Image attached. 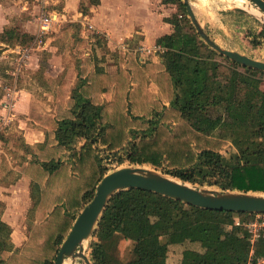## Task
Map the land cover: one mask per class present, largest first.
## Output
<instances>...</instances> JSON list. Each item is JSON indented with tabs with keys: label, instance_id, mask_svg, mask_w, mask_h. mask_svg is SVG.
Masks as SVG:
<instances>
[{
	"label": "trees",
	"instance_id": "obj_1",
	"mask_svg": "<svg viewBox=\"0 0 264 264\" xmlns=\"http://www.w3.org/2000/svg\"><path fill=\"white\" fill-rule=\"evenodd\" d=\"M162 2L183 11L169 18L174 32L158 40L166 48L164 72L133 61L129 70L116 75H91L90 84L82 82L72 92L66 107L50 121L53 130L44 147L33 152L29 164V176L42 186L39 208L49 211L48 218L31 230L22 250L12 254L9 228L0 220V264H53L76 215L106 173L99 150L124 154L130 164L163 169L186 182L264 192V72L231 61L206 45L182 15L181 0ZM242 29L250 47L256 48L264 27L246 20ZM32 38L13 27L0 32L6 41ZM148 80L157 85L158 95L146 89ZM112 87L113 100L97 103L95 97ZM242 137L249 146L229 156L221 153L228 142L235 144ZM66 149L71 150L64 163L61 155ZM251 215L202 209L142 189L121 190L109 199L92 233L90 260L113 264L115 249L106 245L120 236L131 243L132 257L124 264H169L168 248L177 242V228L185 232V241L200 246L183 249L178 264L264 260V237L251 247L248 235L235 223L236 218ZM217 224L231 226L227 230L236 237L234 250L212 244L209 227ZM196 225L200 237L194 232Z\"/></svg>",
	"mask_w": 264,
	"mask_h": 264
},
{
	"label": "rangeland",
	"instance_id": "obj_2",
	"mask_svg": "<svg viewBox=\"0 0 264 264\" xmlns=\"http://www.w3.org/2000/svg\"><path fill=\"white\" fill-rule=\"evenodd\" d=\"M189 1L193 7L195 16L209 34H212V36L213 34L216 36L219 34L224 35L226 46H229L226 48L235 47L245 53H249L250 50H252L246 37V31L242 29V24L246 20H254L255 25H259V27L263 26L264 14L260 12L257 14L256 18L250 14L235 12L233 9L237 7L239 3L237 4L234 2L221 3L220 0ZM89 2L94 3L95 5L93 6L97 5V0H80V2L77 0H50L43 9L44 4L42 0H0V32L6 28L13 27L20 33H27L33 37L30 40L21 42L15 41L14 39L7 41L0 39V108L2 107V101L4 99L7 100L14 96V77L15 74L18 73L17 70L19 68H21V72L19 73L18 85L17 83L16 85L17 88L23 92L21 97H25L20 104V110H15L16 117H14L8 125L0 128V174L7 171L9 167H14L18 160L21 161L24 159L25 154L23 153L27 152L26 145L24 144V132L31 131L36 133L37 131H41L43 125L48 124L49 115L53 112L54 108L65 101L71 90V84L74 83L76 77L75 66L83 63V52L85 49L94 51V48L92 49L88 40L84 43L80 42L81 29L78 21L85 15L83 14L84 9L91 7ZM241 3H244V1ZM251 5L257 9L253 4ZM180 9L176 4L171 3L162 6L161 11L165 16L170 17L174 13L183 12ZM184 11L185 13H182V15L186 16L185 18L188 19V23L193 27L186 7H184ZM41 12H64L65 17L63 20L60 19L58 22L51 25L46 33H42L40 32L41 23L39 21ZM91 14L90 12V14L87 15L90 16ZM222 23L227 27L230 24L233 25V28L230 29V35L226 34V32L220 28ZM235 26H237L236 31L234 30ZM35 39L38 41L41 40L42 43L40 46L38 42L37 44L34 43ZM258 39H260L261 42L256 47L257 50L255 51L254 49L252 51V54L257 53L264 57V35L258 37ZM31 46L33 49L30 51L28 50L30 57L24 58V56H22V49ZM107 69L111 71L112 67H107ZM18 89L17 91H19ZM29 93L31 94L30 100ZM14 98L15 96L13 97V101L15 102ZM247 146H249L247 138L242 137L238 142L235 144L233 143V145L231 142H228L221 150V153L225 156H229L236 150L246 148ZM98 155H102L101 157L103 159L101 160V165L106 169V173L124 166H137L136 164H130L125 159L126 155L124 154L121 156L120 154L110 155L99 150ZM139 166L152 168L148 165ZM156 170L165 173L163 169ZM167 175L172 177V175ZM191 184H195L200 188L223 190L216 186L206 184ZM8 202L10 211L15 213V200L10 198ZM24 202L26 201L23 199L22 203ZM251 214L253 215L249 217L242 216L241 218H236L235 223L239 225L243 233L248 235V242L252 247L253 243L259 238L258 234H264V217L257 218L256 214ZM14 215L16 216V214ZM18 226H20V224ZM222 226V228L221 225L209 227L208 234L212 239V244L225 251L234 250L236 246V237L227 230L231 226ZM14 228L16 229V227ZM194 232L197 237L201 236L202 232H200L199 225L195 226ZM177 235L181 239H184L185 232L177 228ZM221 238L222 240H220ZM91 239L92 236L84 243L85 254L89 258ZM125 240L130 242L129 238H125ZM127 242L121 241V237L116 236L111 243L106 245L108 250L115 249L114 253L118 254L114 264L122 263V261L119 260V255H129V246ZM185 248L200 249V246L199 243L184 241L182 248L178 250L168 248L167 262L169 264H178L181 257V249L183 250ZM76 261L78 264H81L80 259ZM247 264H264V260L259 259L254 261L249 258Z\"/></svg>",
	"mask_w": 264,
	"mask_h": 264
},
{
	"label": "crops",
	"instance_id": "obj_3",
	"mask_svg": "<svg viewBox=\"0 0 264 264\" xmlns=\"http://www.w3.org/2000/svg\"><path fill=\"white\" fill-rule=\"evenodd\" d=\"M49 1L50 0H42V3L44 4L43 9ZM77 1L80 2V0ZM89 4L91 7L84 9L83 14L85 15L82 19H80V21H78L81 29L80 42L84 43L88 40L92 49L94 48V51L91 49H85L83 52V63L75 66L76 77L74 79V83H72L73 85L71 84V90L65 101L54 108L53 112L49 115L48 124L43 125L41 131H37L36 133L31 131H26V133L24 132V144L27 149V152L23 153L25 154L24 159L21 161L18 160L14 167H9L7 171L0 174V220L9 228L8 243H10L12 247L9 254L21 251L29 240L31 230L36 225L42 224L48 218L49 211L47 210L44 212L41 208H39L42 186L39 182L33 180L29 176V164L31 163L33 152L44 147L43 143L45 142L47 134H50V131L53 130L50 121L55 119L59 109L66 107L72 92L79 89L82 82L87 83V85L90 84V81L88 80L91 75L101 73L103 75L113 76L121 69L129 70L128 67H131L130 64L133 61L140 67L147 65L158 66V71L160 73L164 72L163 53L166 48L161 46L158 43V40L162 36L172 34L175 27L169 20L172 15L167 17L161 11L162 6H165L162 0H97L96 6H93L95 5L94 3L89 2ZM90 12L92 14L88 16L87 14H90ZM47 14H51L53 17H56V20H53L50 23L48 29L51 25L58 22L60 19L63 20L65 17L64 12H48ZM220 28H222L226 34L230 35V29L233 28V25L230 24L227 27L222 23ZM47 30L43 33H46ZM209 35L221 46L229 47L226 46V39L224 35ZM37 42L39 46L42 43L41 40L38 41L35 39L34 43L37 44ZM32 49L33 47L31 46L28 50L30 51ZM229 49L242 52L240 49L235 47H231ZM254 49L255 51L257 50L256 48ZM254 49L250 50L249 53H243L248 54L253 58L264 60L263 55L257 53H253V55H251ZM26 57H30L29 52ZM107 67H112V70L108 71ZM17 72L18 73H16L14 77L15 102L13 105L12 119L16 117L15 110H20V104L25 98L21 97L23 92L17 88L21 68H19ZM17 89L19 91H17ZM146 89L155 95H158L159 93L157 85L152 80H148L146 82ZM113 94L114 92L112 87L109 92H102L95 98L99 104H108L113 100ZM30 97L31 94L29 93V100ZM90 97L94 98L93 96ZM3 112L4 110L1 107L0 115H2ZM231 144L233 145V143ZM79 145V143L76 145L77 149ZM70 150L66 149L62 153V162L67 163V161H69ZM35 184H37L38 187L35 186ZM10 198L15 200V213L10 211V206L8 205V199ZM23 199L26 202L22 203ZM14 214H16V216ZM19 224L20 226H18ZM14 227H16V229ZM176 240L177 242L170 244L169 248L173 250L182 248V244L185 239H181L177 235ZM121 241L127 242L125 239ZM161 241L163 240L161 239ZM127 244L129 246V255H119V260L122 261L121 264H124L132 257L130 252L131 243L127 242ZM117 256L118 254H115L113 264L115 263Z\"/></svg>",
	"mask_w": 264,
	"mask_h": 264
},
{
	"label": "water",
	"instance_id": "obj_4",
	"mask_svg": "<svg viewBox=\"0 0 264 264\" xmlns=\"http://www.w3.org/2000/svg\"><path fill=\"white\" fill-rule=\"evenodd\" d=\"M248 1L264 14V0ZM182 2L196 33L206 45L231 61L264 72V60L253 58L248 54L218 44L210 37L195 16L190 1L182 0ZM233 10L257 18V13L242 7H235ZM125 189H142L154 192L208 210L236 213L264 212V192L200 188L195 184L174 176L170 177L153 168L139 165L124 166L104 174L97 182L92 198L81 208L59 246L53 264H63L66 259H70L72 264L77 259L81 260V264H92L90 258L85 254L84 243L97 228L109 199L116 192Z\"/></svg>",
	"mask_w": 264,
	"mask_h": 264
},
{
	"label": "built area",
	"instance_id": "obj_5",
	"mask_svg": "<svg viewBox=\"0 0 264 264\" xmlns=\"http://www.w3.org/2000/svg\"><path fill=\"white\" fill-rule=\"evenodd\" d=\"M53 20H56L55 16L53 17L51 14L41 13L39 15V21L41 22V26H40L41 31L40 32L43 33L45 30H47L50 23ZM89 27H91V26H89ZM29 48L22 49L23 50L22 56H24V58L26 57V54H27ZM13 97H11L10 99H7V100L4 99L2 101V109L4 110V112L2 115H0V128H2L5 125H8L12 119V111H13V105H14ZM254 214H256L257 218L264 217V212L254 213ZM261 236L264 237V234L263 235L258 234V237H261Z\"/></svg>",
	"mask_w": 264,
	"mask_h": 264
},
{
	"label": "bare ground",
	"instance_id": "obj_6",
	"mask_svg": "<svg viewBox=\"0 0 264 264\" xmlns=\"http://www.w3.org/2000/svg\"><path fill=\"white\" fill-rule=\"evenodd\" d=\"M213 1V0H212ZM215 1V0H214ZM244 1V3H241V2H243ZM208 2V1H207ZM220 2L222 3V2H234V3H239L238 5H237V7H242V8H244V9H247V10H250V11H252V12H254V13H257V14H259L260 13V11L258 10V9H255L250 3H249V1L248 0H220ZM211 3V2H210ZM211 6V5H210ZM64 264H72V261H70V259H67V260H65L64 261ZM74 264H78L77 263V261H75L74 262Z\"/></svg>",
	"mask_w": 264,
	"mask_h": 264
}]
</instances>
